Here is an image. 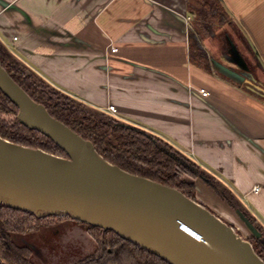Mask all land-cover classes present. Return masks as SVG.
I'll list each match as a JSON object with an SVG mask.
<instances>
[{
	"label": "crops",
	"instance_id": "obj_1",
	"mask_svg": "<svg viewBox=\"0 0 264 264\" xmlns=\"http://www.w3.org/2000/svg\"><path fill=\"white\" fill-rule=\"evenodd\" d=\"M189 1L0 0V38L61 91L172 143L264 224V0H221L243 41L227 34L224 56L217 32L205 39L213 72L191 61Z\"/></svg>",
	"mask_w": 264,
	"mask_h": 264
},
{
	"label": "water",
	"instance_id": "obj_2",
	"mask_svg": "<svg viewBox=\"0 0 264 264\" xmlns=\"http://www.w3.org/2000/svg\"><path fill=\"white\" fill-rule=\"evenodd\" d=\"M0 89L18 105L25 126L51 137L68 155L0 135V205L39 217L71 215L114 230L171 264H264L254 245L206 205L107 161L93 142L31 97L1 63Z\"/></svg>",
	"mask_w": 264,
	"mask_h": 264
},
{
	"label": "trees",
	"instance_id": "obj_3",
	"mask_svg": "<svg viewBox=\"0 0 264 264\" xmlns=\"http://www.w3.org/2000/svg\"><path fill=\"white\" fill-rule=\"evenodd\" d=\"M189 9L195 15L189 29L191 61L213 72L204 41L212 37L221 26L229 24L232 17L221 0H190ZM0 63L55 118L93 142L107 161L125 171L176 187L197 201V185L194 180H187V177L207 178L204 167L172 143L142 127L122 122L104 111L92 108L61 91L22 63L1 38ZM18 112V105L0 89V135L14 143L68 156L51 137L25 126L20 121ZM65 219L76 220L68 214L39 217L35 213L0 205V264H34L32 246L18 243L15 236L35 234ZM76 221L85 226L97 243L96 251L76 264H171L152 251L123 238L114 230H104L82 220ZM251 242L264 260V239L254 238Z\"/></svg>",
	"mask_w": 264,
	"mask_h": 264
},
{
	"label": "rangeland",
	"instance_id": "obj_4",
	"mask_svg": "<svg viewBox=\"0 0 264 264\" xmlns=\"http://www.w3.org/2000/svg\"><path fill=\"white\" fill-rule=\"evenodd\" d=\"M227 34L234 36L230 39L235 42L238 40L241 42L243 39L240 30L233 28V25L221 26L217 29L214 39L211 40L212 45L219 51V55L223 54L225 56L228 53L225 43L230 40ZM204 172L207 177L205 179L208 182L201 177L195 179L187 177V180H194L197 185V201L209 207L217 216H221L250 243L254 238L264 239V224L261 220L252 214L251 209L249 210L241 203L231 187L224 184L220 178L218 180L210 172L208 173L205 168ZM208 191L220 200L221 206H215L207 200L206 194ZM257 230L260 235L256 232ZM15 239L18 243L32 246L34 252L32 261L34 264H76L82 258L93 254L97 248L96 241L89 235L85 226L71 219H65L35 234L16 235Z\"/></svg>",
	"mask_w": 264,
	"mask_h": 264
},
{
	"label": "built area",
	"instance_id": "obj_5",
	"mask_svg": "<svg viewBox=\"0 0 264 264\" xmlns=\"http://www.w3.org/2000/svg\"><path fill=\"white\" fill-rule=\"evenodd\" d=\"M201 92H203V94L205 96H207L209 94V92L205 91V89H201ZM107 111H111L113 113L117 112L116 107L114 105H109L108 108H107Z\"/></svg>",
	"mask_w": 264,
	"mask_h": 264
}]
</instances>
